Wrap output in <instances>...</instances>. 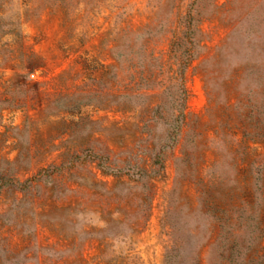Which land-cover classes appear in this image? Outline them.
Returning <instances> with one entry per match:
<instances>
[{
  "label": "rangeland",
  "instance_id": "rangeland-1",
  "mask_svg": "<svg viewBox=\"0 0 264 264\" xmlns=\"http://www.w3.org/2000/svg\"><path fill=\"white\" fill-rule=\"evenodd\" d=\"M262 47L264 0H0V264H264Z\"/></svg>",
  "mask_w": 264,
  "mask_h": 264
},
{
  "label": "trees",
  "instance_id": "trees-1",
  "mask_svg": "<svg viewBox=\"0 0 264 264\" xmlns=\"http://www.w3.org/2000/svg\"><path fill=\"white\" fill-rule=\"evenodd\" d=\"M188 29L186 31V34L189 37H194L196 35L195 33V29H193V26L191 25V22L188 23ZM254 29L252 27H248V29L246 30V33H249V35L251 33H254ZM175 47H180L181 43L179 41H176L174 44ZM248 47H251L250 45H248ZM194 51H189L188 53V57L186 58L185 64H188L189 61L195 57V48H193ZM251 50H256L254 47H251ZM227 51L228 49L224 46L222 48H220V55H219V59L223 60L225 57H227ZM258 53L260 54H264V47L259 48L258 49ZM248 68L246 69V71L244 72L243 75L240 76L241 79H239V84L237 87L238 91H241V96L243 97V99L246 100V105H244L243 103L240 102L241 105V109L243 108H250L252 109L253 116H256L258 118V125L263 126L260 128V130L263 131L264 133V103L262 105H259V103H257V101H255L256 94L252 93L251 90L248 88L249 85H247V82H249V80L253 77L256 76V80L259 82L260 84V88H262V95H263V102H264V72L262 73L260 70H258L257 68H253V66H247ZM183 73L184 70H181V74H180V79H181V84H180V89H179V97L177 98H171L170 103L172 104V107L175 109V112L177 113V115L174 118V122L175 124H177L176 126H174V132L173 135L176 136L179 132V129L181 127L182 124H184L185 119H186V102H187V92L184 86V82H183ZM233 75H236V71H233L232 74L230 75V78H234ZM229 78V79H230ZM237 81V82H238ZM246 86V87H245ZM247 93V94H246ZM170 104V105H171ZM238 104V107L240 106ZM240 109V110H241ZM12 185V180L5 177V176H0V195L2 193V191L11 186ZM195 259H193V261L191 262V264H194ZM233 264H238L237 260L233 261Z\"/></svg>",
  "mask_w": 264,
  "mask_h": 264
}]
</instances>
